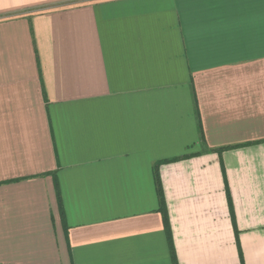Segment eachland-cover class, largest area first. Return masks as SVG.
I'll return each instance as SVG.
<instances>
[{"label":"crops","instance_id":"1","mask_svg":"<svg viewBox=\"0 0 264 264\" xmlns=\"http://www.w3.org/2000/svg\"><path fill=\"white\" fill-rule=\"evenodd\" d=\"M0 264H264V0H0Z\"/></svg>","mask_w":264,"mask_h":264},{"label":"trees","instance_id":"2","mask_svg":"<svg viewBox=\"0 0 264 264\" xmlns=\"http://www.w3.org/2000/svg\"><path fill=\"white\" fill-rule=\"evenodd\" d=\"M196 154H188V155H184L182 157H179V158H174V159H170V160H163L161 162H158L154 165V170L156 172L157 168L162 165V164H166V163H173V162H177V161H180V160H183V159H187V158H190L192 156H195ZM56 186V190L58 191L57 189V185L55 184ZM157 193H158V198H159V204H160V213L163 217V221H164V225H165V229H166V232L168 233L169 235V231H168V227H167V222H166V212H165V205H164V201H163V196H162V191H161V188H160V184H157ZM59 209L60 211L61 210V207H60V203H59ZM170 239V238H169ZM169 248H170V253L171 255L173 254V248H172V243L171 241L169 242Z\"/></svg>","mask_w":264,"mask_h":264}]
</instances>
